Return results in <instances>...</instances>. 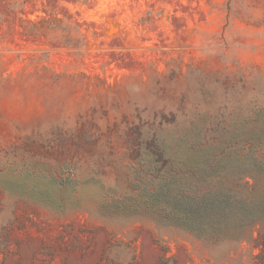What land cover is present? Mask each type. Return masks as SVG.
<instances>
[{
	"label": "rangeland",
	"instance_id": "obj_1",
	"mask_svg": "<svg viewBox=\"0 0 264 264\" xmlns=\"http://www.w3.org/2000/svg\"><path fill=\"white\" fill-rule=\"evenodd\" d=\"M0 264H264V0H0Z\"/></svg>",
	"mask_w": 264,
	"mask_h": 264
},
{
	"label": "trees",
	"instance_id": "obj_2",
	"mask_svg": "<svg viewBox=\"0 0 264 264\" xmlns=\"http://www.w3.org/2000/svg\"><path fill=\"white\" fill-rule=\"evenodd\" d=\"M223 155H219V156H214V158H221ZM168 165V169L166 168L165 171H161L158 169L159 173H166V178L168 180L169 177H173L174 179L181 177L183 174L185 173V170L177 165V167H173L171 166V164L167 161L165 163V166ZM187 170H189V168H187ZM191 173H194V170L192 168H190L189 170ZM188 174L189 179H195V177L193 176V174ZM164 177V176H163ZM152 179V175L150 177ZM164 180V179H163ZM164 183H166V179L164 181ZM167 184V183H166ZM175 190L173 192L171 191H166V198L170 201L164 202L161 204V208L157 214L156 217L159 221L167 223V224H173V225H179L182 226L190 231H193L195 233H206L207 230H205L204 227H201L202 225H199V223L201 221H204V219L202 220L203 216L205 217H211L214 218L216 217V214L209 212H200L198 210H194L193 208H191V204L193 200H197V198H199V194L197 192V190H192V188H190L191 190H185V189H181V188H174ZM210 197V188H208L207 190L204 191V193L202 194V197L204 199L208 198L209 201H211ZM159 198V201H162V197L157 196ZM187 200L189 204L187 209H181L179 206L178 201H184ZM166 201V200H165ZM224 214H227L226 212H221ZM253 215V214H252ZM255 216V215H254ZM209 232V231H208Z\"/></svg>",
	"mask_w": 264,
	"mask_h": 264
}]
</instances>
